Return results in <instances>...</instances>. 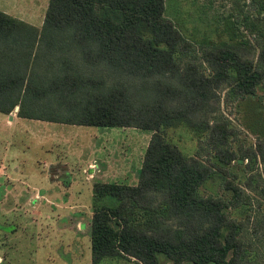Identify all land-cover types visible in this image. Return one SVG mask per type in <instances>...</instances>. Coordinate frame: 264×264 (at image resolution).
I'll use <instances>...</instances> for the list:
<instances>
[{
	"label": "trees",
	"instance_id": "1",
	"mask_svg": "<svg viewBox=\"0 0 264 264\" xmlns=\"http://www.w3.org/2000/svg\"><path fill=\"white\" fill-rule=\"evenodd\" d=\"M243 6L229 41L199 43L166 0H48L40 27L0 10V114L151 134L136 184L93 182L91 264H253L248 224L264 258V212L252 220L246 190L260 211L264 178L243 186L229 169L257 154L232 148L238 128L219 108L220 90L229 104L264 86V0ZM180 125L204 144L193 155L167 137ZM215 175L230 197L203 193Z\"/></svg>",
	"mask_w": 264,
	"mask_h": 264
},
{
	"label": "rangeland",
	"instance_id": "2",
	"mask_svg": "<svg viewBox=\"0 0 264 264\" xmlns=\"http://www.w3.org/2000/svg\"><path fill=\"white\" fill-rule=\"evenodd\" d=\"M249 1L166 0V15L196 43L229 41L231 27L242 28L243 22L236 19L239 14L242 19L243 5ZM47 3L0 0V10L40 27ZM224 96L225 91L220 90V112L238 128L232 148H249L257 154L252 160H236L229 166L235 181L245 186L251 175L254 181L260 180L258 173L264 178V161L259 155L264 150V86L235 103L226 104ZM150 135L135 128L68 125L17 118L15 112L0 114V264H91L89 224L92 185L97 178L86 180L83 169L90 173L87 165L95 160L101 169L98 178L125 180L131 185ZM167 137L186 155L204 146L184 125L168 129ZM202 159L206 161V157ZM221 180L215 175L203 193L230 197ZM246 190L253 196L254 220L264 207L259 211V197ZM247 212L244 209L237 215L247 221ZM247 226L243 236L253 239L249 261L264 264L261 242L251 235V225ZM99 264L137 263L103 259ZM160 264L172 263L160 257Z\"/></svg>",
	"mask_w": 264,
	"mask_h": 264
},
{
	"label": "crops",
	"instance_id": "3",
	"mask_svg": "<svg viewBox=\"0 0 264 264\" xmlns=\"http://www.w3.org/2000/svg\"><path fill=\"white\" fill-rule=\"evenodd\" d=\"M4 12V11H3ZM10 118L12 119V116H10ZM18 118V117H17ZM13 120V119H12ZM37 121H39V120H37ZM143 156V155H142ZM142 161V160H141ZM93 162L94 163H90L89 162V164L87 165V167L89 168V170L91 171L90 173H87V170H85V169H83V173H86V175H85V179L86 180H90V178H93V177H96L97 179H94L93 180V182L95 181V180H102V181H105V182H117V183H121V184H126V183H128L127 181H120V180H107V179H100V178H98L100 175L99 174H97V173H99L100 172V167H98V165L96 164V162H95V160H93ZM140 167H141V163H140V165H139V168H138V170H137V172H136V177H135V179L133 180V181H130V182H132L131 183V185H134V184H136V182H137V177H138V171H139V169H140ZM98 175V176H97ZM125 175H127V174H125ZM124 178H127V176H125ZM91 181V180H90ZM127 185H130V184H127Z\"/></svg>",
	"mask_w": 264,
	"mask_h": 264
},
{
	"label": "water",
	"instance_id": "4",
	"mask_svg": "<svg viewBox=\"0 0 264 264\" xmlns=\"http://www.w3.org/2000/svg\"><path fill=\"white\" fill-rule=\"evenodd\" d=\"M18 108H19V106H16V107H15V111H17V110H18Z\"/></svg>",
	"mask_w": 264,
	"mask_h": 264
}]
</instances>
